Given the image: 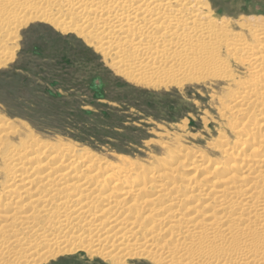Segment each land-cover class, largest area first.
Returning a JSON list of instances; mask_svg holds the SVG:
<instances>
[{
	"label": "rangeland",
	"instance_id": "rangeland-1",
	"mask_svg": "<svg viewBox=\"0 0 264 264\" xmlns=\"http://www.w3.org/2000/svg\"><path fill=\"white\" fill-rule=\"evenodd\" d=\"M208 6V17L215 21L218 26H221L216 29H221V32L224 33L222 37L220 36L222 33L219 35V45L222 42V44H224L226 41L232 44V47H227L224 44L225 48L219 50L218 53L216 52L217 50L213 51V55L218 54L217 57L219 61L222 60V63L226 64V66L229 65L227 72L230 76L227 75L228 73L226 74L227 76L221 74H218V76L215 74L205 76V78L203 77L200 81L185 80L184 82L175 84L161 83L159 86H157L156 83L153 85H145L139 81L134 82V80H129L122 75H119L102 57L103 52H101L102 54L99 51L97 52L88 44L89 42H85L82 38L77 36L75 32H72V30H58L53 25L55 23L46 19L41 20L30 16L21 20L17 25L18 41L17 46H15V48L13 47L14 55L12 59L7 58L0 64V124H4L3 127L0 125V140H3V142L0 141V194H4V187L8 185H4L5 177L12 172L9 170V162H11L10 150L21 149V147L26 145L27 142L29 144L31 143V146L29 145V150L32 153L30 157L33 156V154H38L40 157L35 159L32 162L33 164H25L24 167H30L34 174L37 169L35 175L41 174L42 176L44 174L43 176H45L44 178L47 180H43L42 182L45 181L43 184H47L44 186H49L50 188L48 190L47 187L48 191L41 189L44 191L43 193H46L43 194L41 192L42 194L40 196L45 195V197L42 196L41 199L50 200V202L52 201V204H50L52 210L50 209V212L52 211L53 214L59 208L57 205L59 201L62 200V202L65 201V203L66 201L71 202V200H75L77 197V199H80L84 194V197H86L89 192L93 190L89 196L93 195L95 201L93 200V197L90 196L88 202L92 201L93 204H90L89 202V204L83 206V209L85 211L87 210V214L85 216L83 215L85 218L83 220L87 221L90 219V216L97 213V211H100L98 213L102 214L103 210L106 208L109 209V207L111 208L115 205L106 201V198H104L105 200L102 199L105 194L107 195L105 196L108 200H110L109 198L114 200L115 195V202L119 200V195L122 196L127 192L129 187L127 188L125 184H127V186L133 185L139 190L142 189L141 193L139 191L140 194L138 193L136 197L134 194V196H131L130 199L135 201H130L128 207H125L126 205L121 208L117 207L120 212V218L115 222L116 229L112 230L110 228L113 223H108V220L106 219L108 215H103V217L100 216V222H103V225L106 224L105 231L100 238H92L90 235L88 237V233L79 236L80 233L75 229L77 227L74 226L71 231L68 230L67 232L66 229L65 231L70 235H66L68 238H66L64 247H59L58 249L54 247L56 246L55 244L50 245L52 243L47 241L42 243L44 245L41 244V253L39 250L38 254L42 256L43 251L44 254L41 257L42 261L38 262L39 264H156L155 259L157 260V256L155 255V257H153L150 252L155 253L156 251V253L159 254L162 251L160 245L164 238L167 239L170 232L181 231L179 229L186 230V228H184V217L196 216L197 219L201 221L205 214L213 213V215L217 217L222 215L220 210H217L218 202L209 200L220 188V184L214 186L216 181L215 177L218 176L216 173H221L223 170L218 167V171L216 172L214 169L217 164H223L222 162L225 161L230 162V159L227 160V158H234L236 165L252 164L254 163L251 162L252 159L261 160L263 158L264 142L262 143L263 147H261L258 152H253V148L258 145L260 131L261 134L264 133L263 128L258 130L261 127L260 125L263 124L262 122H264V120L261 121L260 119L262 116V119H264V108L260 107V102L264 101V72L258 71L260 74H263L262 77L258 76L261 77L259 80L256 79V75L252 77L253 74L251 68L248 64L243 62L242 54L245 51H258L264 48V43L256 45L255 41L252 39V36L259 38V42H263L264 39V0H208ZM79 15L80 14H78V16ZM203 22L204 20L201 21V23ZM6 29H11V27ZM8 31L10 30H7V33ZM90 31L94 30H87V32ZM127 35L129 34H126V36ZM129 37L131 38V35H129ZM219 40L223 41L221 42ZM205 41L209 40L205 39ZM196 44L197 42H194L188 46H195ZM95 46L98 47L97 43ZM106 58L109 60L108 57ZM240 61L245 63V65ZM111 63L117 70H122L124 68L123 61L121 62L119 60L115 63L111 61ZM128 63L129 62L127 61L124 62V64ZM224 64L223 66L225 67ZM228 77L231 78V80ZM256 82L258 84H256ZM241 84H245V86L242 87ZM237 93L243 94L246 98H249V105H247V103L243 105H234V103H231L229 97ZM257 100H260V102H257ZM222 102L228 104L227 109H224V104L221 105ZM251 106L256 107V109L253 110V108L250 110ZM238 109H245L243 114H247H245L244 117L236 116L237 114L235 110ZM246 109H249L251 113ZM260 113L261 115H259ZM240 122H244L243 127H245V130L243 128L240 134L235 135L231 132V126L234 123ZM26 129L31 134L26 133ZM224 135H226V137L231 140V144H233V149L229 148V152L227 153L222 152L223 146L220 143V140ZM33 137L37 138L40 142H43L46 146L40 145L37 142H34L33 144L30 140ZM245 137L249 138L251 142L249 145L242 146L241 140L245 139ZM57 143L63 148L57 147ZM56 147L58 149L61 148L62 151H60V153L62 155H65L64 153L67 155L65 156L66 160L64 159L61 163V156H59L60 159L56 160L52 157L53 154H55L54 150H57ZM180 148L182 149L181 154L180 151H178ZM4 150L9 151V153ZM74 150H78L77 153L79 155L78 157H81L80 160L83 159L82 157H89L91 160L99 159L103 162L106 168H110L111 166V172L113 173L109 172V169L104 171L105 167L101 165V167H99L98 163H92L93 168H82L83 170H81L80 167L75 168L74 164L72 167L75 169L70 168L71 162L67 158H69L68 154ZM187 154H191L190 156L196 155L194 157H203V163H201L203 164L201 165L202 167L200 166L199 169L196 170L198 172L197 177L202 179V182L198 185L201 184L204 186L200 189L201 193L199 194V197L188 198L187 196L179 194L171 198V201L164 202V200H166L164 197H160V199L163 198V200H160L155 196V201L152 202L154 203V206H149V204H146L145 202L143 203L146 197L150 195L152 196L153 193L151 192H153L154 188L158 189L161 186L164 189V187L167 188L169 186V183H182L181 180L188 176V174L191 173L193 175L194 173H197L194 168L197 163L193 165L194 157L191 158L188 155L189 158H187ZM69 155L71 159V154ZM184 156L187 158L185 162L182 160L185 158ZM190 158L191 160H189ZM119 160L122 162L124 161L123 165ZM176 160L182 162L180 168H177V165L174 164ZM262 162L263 164L259 166ZM56 163L58 164L55 165ZM64 164L65 167L63 166ZM162 164L165 168L170 166L172 171L170 172L168 169H165L166 171H164L161 166ZM255 164H258V166L254 171H251L253 176H255L257 170L264 172V161ZM20 166L17 167L22 169ZM39 166L42 167L40 168ZM49 166L53 170L50 175L47 174L50 170L48 169ZM103 167L104 169H102ZM34 168H36L35 171ZM97 168L99 169L97 170ZM203 168L208 169L211 176L208 175L209 173H204ZM160 169L163 171V176L165 177L162 176L159 178L155 176ZM20 171L21 170H17L16 173H19ZM55 171H65L66 174H68L67 177H69V180H67L68 183L66 181L63 185H67L72 192L67 189V187L65 192H63V196L65 195L64 200L62 198L63 196L60 198L61 200L56 201V198L54 200V198H52L53 194L49 192L51 191V187L57 186L52 178L54 177V173H56ZM212 171H214V173ZM78 172L79 175H82V177L80 176L81 178H78ZM165 172H167V174H165ZM114 173L119 175L118 177L121 181L117 180L118 183L114 181L115 179L110 180L112 177H109L110 179L108 178L110 175H115ZM235 173H237V178L235 177L233 181H241L238 179V177L242 175L241 169L239 168V172ZM69 175L72 176L70 177ZM116 175L113 177L117 178ZM73 176H76V178H73ZM87 176L92 179V182H90L91 179L85 178ZM83 177L85 179H83ZM51 178L52 180H50ZM93 178L96 180H93ZM152 178H155V180ZM79 179L81 180L77 181ZM98 179H102L104 183ZM160 179L162 180L159 181ZM165 179H167V181ZM85 180L87 181L85 182ZM142 180L152 181L151 186L147 185L148 187L145 186L143 187L144 189H140L142 186H140ZM168 180H170V182ZM94 181L96 183L99 181L97 184L99 188ZM157 181L159 182L156 183ZM239 181H237V185L241 184ZM37 182L38 181L34 184L35 186L38 185ZM48 183H51V185ZM74 183L79 186L78 189H76L77 187H75V185L71 186V184L73 185ZM93 183L95 184L94 186L92 185ZM99 183L105 190L99 185ZM120 183H122L123 186H121ZM263 183V181H260L258 187L256 186V189H253L255 188L253 187L250 190L246 189L245 192L247 195L250 193L258 195L255 194L257 192L264 195ZM63 185L61 184L62 187H64ZM112 185L117 186L116 190L119 192L116 191L115 186ZM154 185L156 186L154 187ZM245 185L243 187L240 186V188H247ZM86 186H89L90 188H87ZM111 186L113 188H111ZM124 186L126 189L123 190V193L121 189L124 188ZM95 187H97L99 191H97ZM75 189L78 192L74 191ZM82 189L84 191L79 194V191L81 192ZM87 189H90L91 191H88ZM156 189L154 192L161 191L160 189L156 191ZM86 190L87 192H85ZM66 191H70L71 194L66 193ZM72 193H74V195ZM86 193L88 194L86 195ZM110 193L112 195H110ZM158 193L164 194L163 191ZM99 194H101L100 197L103 196L101 198L97 197ZM69 195H73L74 197L71 198ZM66 197L69 200H66ZM246 197L247 196L239 199L240 204L237 205L236 208L225 211L229 216V219L237 214H243L241 216L242 218L247 217L248 211H241V209L244 208L242 205L248 201V198ZM99 199H101L100 201L102 202H100ZM172 199L178 204L173 207L175 208V211H177L176 215H179L181 218L183 217V219L179 218L178 221H175L176 223L171 222L174 219V214H169L171 210L165 208L167 203V205H170L173 201ZM261 199L264 200V196L261 197ZM96 200L98 201L97 203ZM178 200L180 201L177 202ZM84 203H86V201L80 203V205ZM131 203L133 204L130 205ZM68 204L69 203H66L67 206ZM207 204H209V206H206ZM32 207L33 206H31V208ZM87 207L88 209H86ZM129 207L131 210H126ZM31 208L27 207L22 209L23 211H29L32 210ZM117 208L115 210H117ZM36 209L38 210L40 208ZM5 212L9 213H4L5 215H10L11 209H7ZM151 213L152 215L150 216ZM156 213L158 217L156 216ZM245 214L246 216H244ZM48 216H51V214H48ZM158 218L163 219L164 221L166 219V226L161 229L162 231H157L156 236V233L152 232L158 229H153L152 227L156 222L155 220ZM46 220L48 221V218H38V222H36V219H32L30 220L32 222L28 223V225L38 231L44 228H50L49 230L55 231L52 227L54 224L56 225V221L57 225L54 226V228L58 227V224L60 225L61 223V219L52 221L54 223L49 220L51 224ZM257 220V223L255 224H259V226L253 234H250V241H247L246 243H243L244 240L241 241L242 243H240L242 245L240 244L238 248L245 249L246 246V248L254 250L255 247H262V244L264 243V224L261 221L264 220V218L260 219V222ZM132 221H136L137 223L140 222L139 226L142 229L141 231L144 232H140L136 235V238H138L137 241L132 240L127 242L128 240H123L120 237L121 233L118 229L128 227V224ZM97 223L98 222H95V224ZM62 224H64V221H62ZM42 225L43 227H41ZM48 225L52 227H49ZM72 230L76 232V234L73 233ZM42 231L39 232L42 233ZM142 233L147 236L145 235V237L141 238ZM71 235L75 237L72 238L73 236ZM158 235L161 236L159 237ZM252 235H255L253 236L255 237L254 240H252ZM197 236H200L198 230L196 231L193 229L191 231V229H189V234L185 238L186 242L198 238ZM188 238L189 240H187ZM144 239L146 242L148 240L146 244L147 247H142ZM152 239L153 241H151ZM257 239L260 241L262 240V244L259 243L260 241H257ZM89 243H99L101 245H99L95 251H92L91 249L83 250L84 248L82 247L87 246ZM129 243L130 245L135 244L137 247L133 245L134 248L125 252L126 245ZM172 245H174V243H172ZM172 245H168L167 247H171ZM224 245L223 248L228 252L238 249L235 245V247L227 246V243ZM253 245H255V247ZM189 247L190 246L187 245L185 250L181 251V254L183 251V254L187 252L185 256L189 257L193 254V251H197L195 247ZM257 248H255V250ZM173 250L174 248L172 251ZM207 251L209 253L214 251L222 252V249H215V247L211 248V246H209ZM179 256L181 255L174 256L172 259L173 262L171 261L168 264H183L184 261L181 260L183 257ZM33 257L36 258L34 255ZM25 262L23 264H28Z\"/></svg>",
	"mask_w": 264,
	"mask_h": 264
},
{
	"label": "bare ground",
	"instance_id": "bare-ground-1",
	"mask_svg": "<svg viewBox=\"0 0 264 264\" xmlns=\"http://www.w3.org/2000/svg\"><path fill=\"white\" fill-rule=\"evenodd\" d=\"M208 9H209L208 0H0V64L4 62V60L7 58L12 59L14 55L13 47L15 48V46H17V41H18L17 25L20 23L21 20L30 16L32 18H39L41 20L46 19L48 21H51L55 23L53 25L58 30H66V31L72 30V32H75L77 36L82 38L85 42H89L88 44L92 46L97 52L98 51L100 53L103 52L104 56L101 53L102 57L109 63L111 68H113L116 73H118L119 75H122L124 78H127L129 80L130 79L134 80V82L139 81L145 85H153L156 83V85L159 86L161 83L175 84V83L184 82L185 80L200 81L201 79H203V77L205 78V76H208V75H215V74L220 75L221 74L225 76L228 73L227 70L229 68V65L226 66V64L222 63V60L219 61L217 57L218 54L213 55V51L217 50L216 52L218 53L219 50H221L222 48H225L224 44L227 47H232V44L228 43L227 41L224 44H222L223 40L222 41L219 40L222 42L219 45L218 43V39L220 38L219 35L222 33V35H220L222 37L224 33L221 32L222 31L221 29H216L221 26H218L215 21L211 20L208 17L207 15ZM78 14L80 15L78 16ZM202 20H204L203 23H201ZM8 27H11V29H6ZM89 29H92L94 31L87 32V30ZM7 30H10V31H8L7 33ZM126 34L131 35V38L129 37V35L126 36ZM205 39H208L209 41H205ZM252 39L255 41L256 45L259 43H264V39H263V42H259V38L255 36H252ZM194 42H197L195 46H188L189 44H192ZM96 43L98 47L95 46ZM105 56L108 57L109 60H111L113 63L119 60L121 62L123 61L124 68L122 70L115 69L111 61H109ZM242 56H243V62L248 64L249 67L251 68V72L253 74L252 77L256 75L257 80L261 79L263 74L262 73L260 74L258 71L264 72V48L258 51H245L243 52ZM126 61L129 63L124 64V62ZM243 62L242 64L245 65V63ZM223 64L225 65V67L223 66ZM227 75L230 76L229 73ZM258 76H261V77H258ZM229 79L231 80V78ZM257 82L256 84H258ZM263 82H264V77H263ZM241 85L242 87L245 86V84H241ZM229 100L231 101V103H234V105H243L246 103L247 105H249L248 102H250L249 98H246L243 94H240V93L233 94L232 96L229 97ZM257 102H260V100L259 101L257 100ZM223 104L225 106L224 109H227L228 104L226 102L224 103L222 102L221 105ZM260 107L264 108V101L260 102ZM252 109L255 110L256 107L251 106L250 110ZM244 110L245 109L235 110L237 114L236 116L244 117L245 114H247V113L243 114ZM246 110L248 111L249 109H246ZM259 115H261V113ZM262 117H260L261 121L264 120L262 119ZM262 123L263 124L260 125L261 127L258 130H261L262 128L264 129V122ZM1 126L3 127L4 124ZM243 126H244V122L234 123L231 126V132L234 133L235 135H238L243 130V128L245 130V127ZM25 132L31 134L29 131H27V129ZM259 134H260V137H259L260 140L258 142V145L253 148V152H258L259 149L263 147L262 143L264 142V138H263L264 133L261 134V131H260ZM30 140L33 144L34 142H37L40 145H45L43 142H40L37 138L33 137ZM0 141L3 142V140H0ZM241 141H242V146L249 145V143L251 142L250 139L247 137H245V139ZM27 143L26 145H23L21 149L10 150L11 151V154H10L11 162H9V166H10L9 170L12 172L8 170L10 173L8 175L6 174L7 176L5 177V183H4V185L5 184H8V185L4 187V190H3L4 194L2 195L0 194V264H23L25 260H26L25 263H28V264H39L38 262L42 261L41 257L44 254V251H43L42 256L38 254V251L42 248V245H44L42 243H45V241L51 242L52 244L50 245L55 244L56 246L54 247L58 249L59 247L61 248L64 247L66 238H68L66 235L69 234L67 232L68 230L71 231L73 226L77 227L75 229L80 233L79 236L85 233H88V237L90 235L92 236V238L93 237L100 238L105 231V225H106V224L103 225V222H100L101 221L100 216L103 217V215H108V217H106V219L108 220V223L110 224L113 223V225L110 226V228L112 230L116 229L115 222H117V220L120 218L119 217L120 212L118 211L119 209L117 207L121 208L125 205H126L125 207H128L130 201H133V202L135 201L133 199H130L133 194L136 197L139 191L141 193V190H142L141 188L145 186L148 187L147 185L151 186L152 181L150 180L148 181L142 180L141 181L142 183H140L139 181L140 186L142 185L140 187L141 190L137 189V187L131 184H130L131 186L129 185L127 186V184H125L127 188L129 187L127 189V192L126 191H125L126 193L123 192V190L126 189L125 186L124 188L120 187L122 188L121 190L124 194L123 195L121 194L122 196L119 195L118 197L119 200L115 202H114L116 198L115 195H114V200L112 199L113 201L111 200V198H109L110 200H108V198L106 197L107 196L106 194H105L106 196L104 195V197H102L103 196L102 195L101 197L103 200H105L104 198H106L107 199L106 201L110 202V204H115V205H113V207L111 208L109 207V209L106 208L105 210H103L102 214L101 213L99 214L98 212L100 211H97L98 210L97 209L96 210L97 213L92 214V216H90V219L86 221L83 219H85L84 216L87 214V210L85 211L83 209L84 208L83 206H86V204H89V202L90 204H93L92 201L88 202L90 196L93 197V195L89 196V194L92 193L93 190L91 191L90 189L89 190L87 189L88 191H91V192H89V194L86 193V195L88 194L86 197H84L85 194L82 195L84 198L80 197V199H77L78 197L76 196L77 195L76 194L75 196L77 198L75 200L70 199L72 203L69 201L68 202L66 201V203L70 204V205L68 204L67 206L65 201L62 202L60 198L63 196L64 194L63 192H65L66 188L68 187L67 185L64 186L63 184H65V182L69 180L68 179L69 177H67L68 174H66L65 171L57 172L59 171L57 170L55 171L56 173H54V177H52L53 181L56 183L57 186L55 187L53 186L55 184H53L52 185L53 187H51L50 189L51 191L49 192L53 194L52 198H54V200L56 198V201L57 200H61V201L57 203L59 208L57 209V211L54 210L56 212L53 214L52 211L50 212V209L52 210V208H50V204H52V201L50 202V200L41 199V197L42 196L45 197V195L40 196L44 192L42 191L43 189L48 191L50 188L49 186H47L48 187V190H47V187H45L47 183L43 184L45 181L42 182L43 180H47L44 178L45 177L43 176L44 174L42 173L43 175L41 176L40 174L41 172H40L39 173L40 175H35L37 172L36 168H34V171L36 169V172L34 174L32 169H30V167L29 168L24 167L25 164L27 165L30 163L33 164L32 162L35 159H38L40 157V155L38 154L36 155L33 154V156L30 157V155L32 154L29 150L31 143L30 144L28 143V145ZM220 143L223 146L222 152L224 153L229 152V148L233 149V144H231V140H229V138L226 137V135L223 136V138L220 140ZM57 147H61V146H59V144L57 143ZM57 147H56L57 150H54L55 154L52 153L53 154L52 157L54 160L61 158L60 159V163H61L64 161L65 156L67 155L66 153H64L65 155H62L60 153V151H62L61 148L63 147H61L60 149H58ZM181 150H182L181 148L180 150H178L180 151V154H181ZM77 151L78 150L76 151L74 150V151H71V153H69L71 154V159H70V155L68 154L69 158L67 159H69V161L71 162L70 168L75 169L76 167H80L81 170H83L84 168H93L92 163L93 164L98 163L99 167L101 166L105 167L103 162L100 161L99 159L91 160L89 157H82L83 159L80 160L81 157H78L79 155ZM5 152L9 153V151H5ZM188 155L191 158L196 156V155L190 156L191 154H187L186 156L187 158H189ZM59 156L61 157L59 158ZM186 157L182 159L183 162H185V160L187 159ZM191 158L189 160H191ZM193 159H194L193 165L197 163V165H195L196 167L194 166L195 172H197L196 170H198L199 167L203 165L201 164L203 163V157L197 156V157H194ZM229 159H230V162L225 161V162H222L223 164L216 165V168L214 169L216 170V172L218 171V167L222 168L223 170L221 171V173H218V174L215 172L216 175L218 176L215 177L216 178L215 184L214 183L212 184H214V186H217L218 184H220L219 185L220 188L216 191L215 195L209 199L210 201L214 200L215 202H218L217 210H220L222 215L217 217L213 215V213L205 214L201 221H199L196 216L184 217V224H185L184 228H186V230L179 229L181 231L170 232L167 239L164 238L162 244L160 245V247L162 248V251L159 254H157L156 251L155 253L150 252L153 255V257H155V255L157 256V260L154 258L156 264H162V263L168 264L172 261L174 256H178L179 254L183 257L181 258V260L184 261L183 264H264V246H263L264 243L263 244L261 243L263 240L262 237H261L262 239L261 241L257 239V241L259 240L260 241L259 243L262 244V247L257 248L255 247V245H253L255 248H257L256 250L254 247H253L254 248L253 250L250 248L249 249L246 248V246H245V249L238 248L239 245L242 243L241 241L244 240L243 243L250 241L251 239L250 234L251 233L253 234L257 230V227L259 226V224L258 225L255 224L257 223L256 220L258 219L257 221L260 222L261 221L260 219L264 218V200L261 199V197H263L264 195L258 192L255 193L258 195H254L253 193H250L249 195H247V193L245 192L246 189L250 190L253 187H255L253 189H256L260 181L264 182V172L263 171L257 170V172L255 173V176H253L251 172V171H254L256 167L258 166V164H255V163H260L261 161H264V156L262 159L260 158L261 160L252 159L251 162H254L252 164L236 165L234 158L233 159L227 158V160ZM179 160H176V162H174V164L177 165V168H180V166L182 165L181 164L182 162ZM119 162H122V161L119 160ZM123 162L121 163L122 165H123ZM58 163H56L55 165H57ZM73 164L75 168L72 167ZM262 164L263 162L259 164V166ZM17 166L22 167V169L18 168ZM63 166L65 167V164ZM161 166L163 167V164ZM104 167L102 169H104ZM239 168L241 169L242 175L238 177V179H240L241 181L239 180L237 181H239L241 184L237 185V181L234 182L233 180L235 179L236 174H237L235 172H239ZM48 169L50 170L47 174L50 175L53 172V170L52 168H50V166ZM98 169L99 168H97V170ZM107 169H109V172H111V166L110 168L105 167L104 171H106ZM161 169L159 170L158 173H156L157 175L154 174L156 177L160 178L163 176V171H162L163 169L164 171H166L165 169H168L170 172L172 171V169H170V166L166 168L163 167V169L162 170ZM17 170H21V171L19 173H16ZM203 171L206 174L209 173V170L206 168H203ZM212 172L214 173V171ZM165 174H167V172H165ZM197 174L198 172L194 173L193 175L191 173L188 174V176H186L184 179L181 180L182 183H179V184H173V183L170 184L169 183L170 180H168L169 186L167 188L164 187L163 189V187L159 185L161 187L160 189V187L158 186L159 187L158 189L163 191L164 194L158 193L161 191H158V189L154 188V190L156 189V191L158 192H154L153 190V192H151L153 193L152 196L150 195L146 197L144 201L142 200L143 203L145 202L146 204H149V206H152L154 204L152 202L155 201V196L156 198L158 197L159 199L160 197H164L166 199L164 200V202L171 201V198L179 194H182L183 196H187L188 198L196 197V196L199 197V194L201 193L200 189L203 188L204 186L201 184L198 185L199 183L202 182V179L198 178ZM208 175L211 176L210 173ZM78 176H77L78 178L82 177V175H79V172H78ZM113 176L110 175L108 176V178L112 177V179L110 178L109 179L110 180L115 179L114 180L115 182H117V180L118 181L120 180L118 177L119 176L118 174L116 175L117 178H114ZM52 178L50 180H52ZM73 178H76V176L75 177L73 176ZM85 178L87 179L89 178V176ZM85 178L83 177V179ZM94 178L93 180H96ZM155 178L154 179L152 178V179L155 180ZM80 180L81 179L77 181H80ZM100 180L101 182H103L102 179ZM161 180L162 179H160L159 181ZM165 180L167 181V179ZM247 180L249 181L246 182ZM36 181H38L37 182L38 185L35 186L34 184L36 183ZM86 181L87 180H85V182ZM159 181H157L156 183H158ZM90 182H92V179ZM98 182L97 183L95 182L97 187H98L97 185ZM61 184L64 187H62ZM49 185H51V183ZM74 185L75 187H77L76 189H78L79 186L76 183H74L73 185L71 184V186H74ZM92 185L94 186L95 184L93 183ZM120 185L123 186L122 183H120ZM156 185H154V187ZM244 185L247 188H244V189L240 188V186L243 187ZM100 186L102 187V185ZM112 186H115V185H112ZM112 186L111 188H113ZM97 187L95 188L97 189ZM116 187L117 186H115V190H116ZM67 189L70 190L69 187ZM76 189L74 191L78 192ZM87 190L85 192H87ZM67 191L66 193H70L71 190L69 192ZM83 191H84L83 189L81 192L79 191V194H81ZM97 191L99 190L97 189ZM72 194L74 195V193ZM73 195H69V196H71L72 198L74 197ZM100 195L101 194H99V196L97 197H100ZM110 195L112 194L110 193ZM64 196L62 197L63 200L65 199ZM245 196H247L246 198H248L247 199L248 201L242 205V207L244 208H242L241 211H245V210L248 211L247 217L242 218L241 216L243 214H237L236 216H232L233 218L229 219V216L225 213V211L236 208V206L240 204L239 199ZM67 197H66V200L68 199ZM93 200L95 201L94 197H93ZM97 200H96V203L98 202ZM100 200L101 199H99V201ZM160 200H163V198H161ZM84 201H86V203L80 205V203H83ZM179 201L180 200H178L177 202ZM132 204L133 203H131L130 205ZM166 205H165V208H169L171 210L169 214H172V215L174 214V219L171 222L178 221L179 218L183 219V217L181 218L179 215H176L177 211H175V208L173 207L178 204H176L174 200L170 203V205H167V207ZM31 206L33 207L31 208ZM206 206H209V204H207ZM27 207H30L32 210L28 209L29 211H25V210L23 211V209ZM36 208H40V209L37 210ZM116 208L117 210H115ZM7 209H11L10 215L4 214V213L9 214L5 212ZM86 209H88V207ZM129 209L131 210L130 207L127 208L126 210H129ZM48 214H51V216H48ZM151 215L152 213L150 214V216ZM156 216L158 217L157 213H156ZM244 216H246V214ZM38 218L39 219L48 218V221L51 220V222L61 219V223L60 225L58 224V227L56 228H54V226L57 225V221H56V225L54 224L53 227L48 225L49 227H52L55 231L49 230L50 228L49 229L41 228L44 231L43 232L42 230H39V231H42L41 233L38 230H35V228L33 229L28 225V223L32 222L30 221L32 219L34 220L36 219V222H38L37 221ZM149 219H152V218H149ZM62 221H64V224H62ZM155 221L156 222L155 224L153 223L154 225L152 228L153 229L157 228L158 230L153 231L152 233H156V236H157V231L161 230L164 226H166L165 225L166 219L164 221L163 219L158 218ZM95 222H98V223L95 224ZM261 222L264 224V220H262ZM139 223H137L136 221H132L128 224V227L118 229V231L121 233L120 237L123 240H126V241L128 240L127 242H130L132 240L137 241L138 238H136V235L140 232H144V231H141L142 229L140 228ZM41 227H43V225ZM66 229H67V232L65 231ZM189 229H191V231L193 229H195L196 231L198 230V233L200 234V236L199 237L197 236L198 238L194 240L191 239L190 242H186L185 238L189 234ZM73 233L76 234V232L74 231ZM263 233H264V229H263ZM145 235L146 234L142 233L141 238L145 237ZM158 236L160 237L161 235H158ZM253 236L255 235H252V238H253L252 240L255 239V237ZM74 237L75 236H73L72 238ZM187 240H189V238ZM151 241H153V239ZM147 242L144 239L142 243V247H147L146 245ZM99 243H94V244L89 243L87 246H83L82 248H84L83 250L91 249L92 251H95L97 247L101 245ZM172 243H174V245H172ZM225 243H227V246L229 245L233 247L235 245L237 246L238 249H235L232 252L225 251V249L223 248L225 246L224 245ZM133 245L135 244L130 245L129 243L128 245H126L125 252L129 251L131 248H134ZM168 245H172V246L167 247ZM187 245L190 246L191 248L195 247L197 249V251L196 250L195 252L193 251V254L190 255L189 257L185 256L187 252L183 254L184 253L183 251V253L181 254V251L185 250V247ZM209 246H211V248L215 247V249L220 248L222 249V252L221 251L216 252L218 250L217 249L216 251L209 253L207 251V248ZM173 248L174 250L172 251ZM61 250H58V251H61ZM40 253H41V250H40ZM33 255L36 256V258L33 257ZM176 264H179V263H176Z\"/></svg>",
	"mask_w": 264,
	"mask_h": 264
}]
</instances>
